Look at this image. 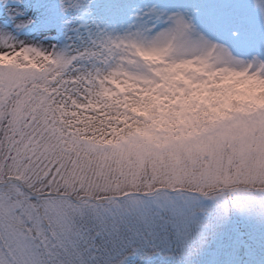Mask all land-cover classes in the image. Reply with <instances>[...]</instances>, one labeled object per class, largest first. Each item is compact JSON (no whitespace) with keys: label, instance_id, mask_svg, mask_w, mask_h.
<instances>
[{"label":"snow or ice","instance_id":"obj_1","mask_svg":"<svg viewBox=\"0 0 264 264\" xmlns=\"http://www.w3.org/2000/svg\"><path fill=\"white\" fill-rule=\"evenodd\" d=\"M258 93L264 0H2L0 264H216L264 226Z\"/></svg>","mask_w":264,"mask_h":264},{"label":"rangeland","instance_id":"obj_2","mask_svg":"<svg viewBox=\"0 0 264 264\" xmlns=\"http://www.w3.org/2000/svg\"><path fill=\"white\" fill-rule=\"evenodd\" d=\"M2 2V0H0ZM125 2L137 5L139 7L150 6L152 4H165L172 2V0H125ZM193 2H198V0H193ZM130 23L133 22V16L129 15ZM240 31L242 36L246 33L245 26L241 23L234 22L228 25L225 29L219 31L226 39L232 41L229 43L233 49L236 48L241 53H246L252 49L259 48L260 36L257 33L255 37L256 45L255 47L246 48L241 39L234 38L231 33L232 31ZM214 34L210 35L214 40H216ZM21 38H28L33 41L36 40L35 34L27 33L23 34ZM221 42L220 40H216ZM264 93H258L257 98H259ZM241 233V234H239ZM241 235V236H238ZM224 242H223V241ZM245 247L250 249V254L248 255H239L236 252L238 247ZM213 249L218 250V254L215 257L216 264H264V226H261L258 223H250V221L234 217L233 222L226 226L223 229L222 236L218 237L216 242L213 244ZM162 260V258H160ZM200 262H211L213 256L211 253H206L200 259ZM154 264H170L168 261H160L155 259ZM209 264V263H204Z\"/></svg>","mask_w":264,"mask_h":264},{"label":"bare ground","instance_id":"obj_3","mask_svg":"<svg viewBox=\"0 0 264 264\" xmlns=\"http://www.w3.org/2000/svg\"><path fill=\"white\" fill-rule=\"evenodd\" d=\"M128 23H130V22H128Z\"/></svg>","mask_w":264,"mask_h":264}]
</instances>
